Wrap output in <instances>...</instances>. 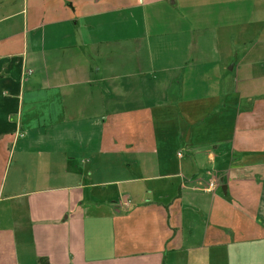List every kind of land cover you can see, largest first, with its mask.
<instances>
[{
    "label": "crops",
    "instance_id": "1",
    "mask_svg": "<svg viewBox=\"0 0 264 264\" xmlns=\"http://www.w3.org/2000/svg\"><path fill=\"white\" fill-rule=\"evenodd\" d=\"M0 264H264V0H0Z\"/></svg>",
    "mask_w": 264,
    "mask_h": 264
},
{
    "label": "built area",
    "instance_id": "2",
    "mask_svg": "<svg viewBox=\"0 0 264 264\" xmlns=\"http://www.w3.org/2000/svg\"><path fill=\"white\" fill-rule=\"evenodd\" d=\"M212 187H213V182L212 181H208L206 186H205V189L206 190H210V189H212Z\"/></svg>",
    "mask_w": 264,
    "mask_h": 264
}]
</instances>
